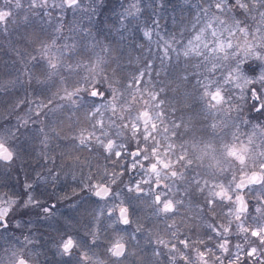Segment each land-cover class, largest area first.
<instances>
[{
    "label": "snow or ice",
    "instance_id": "snow-or-ice-1",
    "mask_svg": "<svg viewBox=\"0 0 264 264\" xmlns=\"http://www.w3.org/2000/svg\"><path fill=\"white\" fill-rule=\"evenodd\" d=\"M118 4L0 0V264H264V0Z\"/></svg>",
    "mask_w": 264,
    "mask_h": 264
},
{
    "label": "rangeland",
    "instance_id": "rangeland-1",
    "mask_svg": "<svg viewBox=\"0 0 264 264\" xmlns=\"http://www.w3.org/2000/svg\"><path fill=\"white\" fill-rule=\"evenodd\" d=\"M111 4H113V5H116V8H117V12H119V11H121V9H120V7H119V4H118V0H111ZM149 14V16H150V9H145V12H144V15H143V17H142V19H141V21H140V23H141V25H143V23H144V21L148 18V14ZM108 15H109V17H111V20H110V22H112L113 21V23H114V25L113 26H111V27H109V28H111L112 29V33H111V39H114V40H119V36H118V34H117V32H116V28H118L119 27V24H118V22L116 21V19H115V14L114 13H108ZM109 24V23H108ZM23 32H24V28L23 27H21V29H20V32L19 33H17V34H14L13 35V37H12V40H13V43H15L17 46H22L23 45V40L20 38L21 36H22V34H23ZM135 39L137 40V42H140V43H146V41H144L143 40V38L139 35V33H136L135 34ZM110 41H112V40H110ZM5 43H6V41H5ZM126 43H127V41H126ZM6 44H8V43H6ZM9 50V49H8ZM138 52H139V50L138 49H132V48H128V49H126V54L127 53H131V55L133 56V57H135L137 54H138ZM11 53V52H10ZM12 57H14V55L12 56ZM16 58V57H15ZM6 62L5 61H0V84H3V83H6L7 82V80L9 79V76H10V72H9V68L8 67H6ZM16 93H20L21 91H24V88H22V87H20L19 85H17V87H16ZM9 94H10V92L9 93H7V94H4V93H0V108L6 103V105H7V101L9 102ZM13 99V98H12ZM2 104V105H1ZM1 110H2V108H1ZM0 110V124H4V123H6V121L4 120V115H3V112ZM4 111V110H3ZM63 142L64 141H62L61 142V144H63ZM64 143H66V142H64ZM100 164L101 165H103L104 164V161H102V162H100ZM126 179H127V177H126ZM0 182H4V178L3 177H0ZM7 183H9V184H14L15 183V176L13 175V177L11 178V180H8V181H6ZM70 182V181H69ZM6 191L8 190V189H5ZM95 198H93V200H94ZM95 205L94 204H92V205H89V206H87V207H94ZM64 213H66V212H71V210H69V209H67V208H64L63 210H62ZM134 212H135V214H136V216H141V217H147L148 215H150V210L149 209H147L145 206H143V205H137L136 207H135V209H134ZM145 222L146 223H148L149 224V226H151V222L150 221H147V220H145ZM134 225L133 226H130L129 227V231H132V230H134ZM161 227H163L162 225H161ZM139 237H140V245H139V247L140 248H142L143 250H144V253H145V256L144 257H142L141 259L142 260H145V259H147V258H149V257H151V250H152V245H150V244H147V243H145V241H144V239H143V236H144V234L143 233H138L137 234ZM233 240H235V238L233 237ZM133 243H135V242H133ZM5 246H7V245H5ZM4 253H3V248H0V255H3ZM154 259V258H153ZM45 262V260H44V256L42 257V256H40L39 257V264H45L44 263ZM138 264H139V262H138Z\"/></svg>",
    "mask_w": 264,
    "mask_h": 264
},
{
    "label": "trees",
    "instance_id": "trees-1",
    "mask_svg": "<svg viewBox=\"0 0 264 264\" xmlns=\"http://www.w3.org/2000/svg\"><path fill=\"white\" fill-rule=\"evenodd\" d=\"M116 10H117V8H116ZM110 13H111V12H109V14H110ZM146 13H147V12H146ZM111 14H112V13H111ZM147 14H148V13H147ZM148 17H149V14H148ZM113 25H114L113 21H112V22H109V24L106 25V28H109V27H111V26H113ZM109 40H114V39H111V36H110V37H109ZM5 41H6V43H8L7 40H5ZM5 41H3V42H2V46H0V61H5V62L7 63L8 66H11L12 61L15 60L16 58H15V56L12 57L13 54L10 53V51L8 50V49H10V45H9V44H6ZM24 94H25L24 91H21L20 93H16V91H14V92H10L8 98H9L10 100H12V98L14 99L15 96H17V95H19V96H23ZM10 100H9V102H10ZM9 102L7 101V105H6V103H5V104L1 107L2 110H1V108H0V110L3 112V115H4V116H5L6 113H7ZM1 105H2V104H1ZM3 110H4V111H3ZM14 122H15V121H14V119H13V123H14ZM64 142L68 143L67 141H64ZM64 142H63V144H64ZM102 161H103V160H100V162H102ZM104 163H105V161H104Z\"/></svg>",
    "mask_w": 264,
    "mask_h": 264
},
{
    "label": "flooded vegetation",
    "instance_id": "flooded-vegetation-1",
    "mask_svg": "<svg viewBox=\"0 0 264 264\" xmlns=\"http://www.w3.org/2000/svg\"><path fill=\"white\" fill-rule=\"evenodd\" d=\"M71 214H72V212H66L65 216H68ZM41 256L43 257L44 255H41ZM44 260H45V262H44L45 264H55V261H54L53 257L51 256V253H49L47 257L44 256Z\"/></svg>",
    "mask_w": 264,
    "mask_h": 264
}]
</instances>
